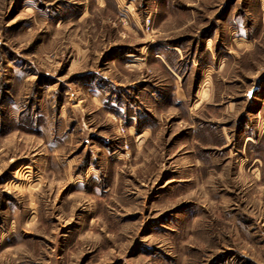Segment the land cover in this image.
Instances as JSON below:
<instances>
[{"label":"rangeland","instance_id":"rangeland-1","mask_svg":"<svg viewBox=\"0 0 264 264\" xmlns=\"http://www.w3.org/2000/svg\"><path fill=\"white\" fill-rule=\"evenodd\" d=\"M0 264H264V0H0Z\"/></svg>","mask_w":264,"mask_h":264},{"label":"water","instance_id":"water-1","mask_svg":"<svg viewBox=\"0 0 264 264\" xmlns=\"http://www.w3.org/2000/svg\"><path fill=\"white\" fill-rule=\"evenodd\" d=\"M256 87H254V88H252L250 91H248V93H247V97L248 98H251L252 97V94L256 91Z\"/></svg>","mask_w":264,"mask_h":264}]
</instances>
